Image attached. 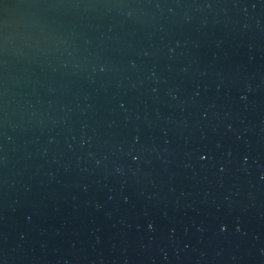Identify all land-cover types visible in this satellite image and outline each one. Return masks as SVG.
<instances>
[{"label": "water", "instance_id": "95a60500", "mask_svg": "<svg viewBox=\"0 0 264 264\" xmlns=\"http://www.w3.org/2000/svg\"><path fill=\"white\" fill-rule=\"evenodd\" d=\"M0 264H264V0H0Z\"/></svg>", "mask_w": 264, "mask_h": 264}]
</instances>
